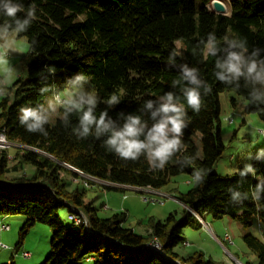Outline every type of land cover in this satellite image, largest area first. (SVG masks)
<instances>
[{
  "label": "trees",
  "instance_id": "trees-1",
  "mask_svg": "<svg viewBox=\"0 0 264 264\" xmlns=\"http://www.w3.org/2000/svg\"><path fill=\"white\" fill-rule=\"evenodd\" d=\"M208 1L22 0L25 8L36 5L37 19L26 33L18 36L26 39L30 60L26 76L19 77L7 94L0 96V133L8 141L31 149L15 152L17 161L12 166L8 165L7 150H0V217H26L15 249L22 242L24 228L40 223L49 228L51 235L49 253L42 264H76L83 259L92 264H222L202 259L199 253L179 257L172 251L174 246L185 243L181 234L184 228L200 227L195 215L229 216L240 220L243 226L255 217L264 227V197L258 202L251 197L253 186L264 178V161L252 160L256 174L239 184L238 172L242 167L223 176L213 172L224 150L219 134L218 94L226 90L235 92L246 101L244 112L257 114L263 122L264 111L260 108L264 105L257 108L250 104L248 90L243 86L237 91L218 82L213 75L215 58L205 59L198 48L193 51L209 33H214L218 40L225 35L244 38L249 51L253 47L264 49V0H227L228 15L209 11ZM212 4L217 11L223 10L220 1L214 0ZM177 40L182 54L176 57L174 66H169V53ZM182 64L197 68L211 92L204 95L201 89L203 104L198 114L185 104L189 119L182 137L185 147L163 170H151L143 157L136 162L119 160L103 146V138L77 139L72 134L77 123L75 115L70 117L67 128L60 115L48 122L47 136L28 133L19 123L21 107L45 105L53 95H42L41 87L54 85L53 91L60 92L76 74L90 77V86L101 100L97 115L107 108L105 101L114 92L122 94V99L119 105L107 109L109 116L115 120L120 112L139 114L137 109L145 100L157 99L169 91L180 95L179 87L172 88L171 84L180 75ZM49 69L54 72L50 74ZM197 134L200 150L194 141ZM182 156L193 157L194 162L185 166ZM63 165L105 183L156 190L179 174L191 178L197 168L206 169L207 175L204 183L196 186L191 181V187L177 195L181 217L171 212L162 220L149 218L144 223L146 232L140 235L124 226L125 212L98 216L91 203L84 200L83 186L69 189L62 171L73 178L79 176ZM24 166L31 168L30 173L7 177ZM88 185L95 183L89 181ZM229 188L249 193V198L242 204L232 203ZM61 206H67L69 215L73 211L82 214L91 232L72 222L64 226L57 214ZM152 239L162 251L146 246ZM242 240L255 253L256 264H264V241L248 233ZM9 264L14 263L10 260Z\"/></svg>",
  "mask_w": 264,
  "mask_h": 264
},
{
  "label": "clouds",
  "instance_id": "clouds-1",
  "mask_svg": "<svg viewBox=\"0 0 264 264\" xmlns=\"http://www.w3.org/2000/svg\"><path fill=\"white\" fill-rule=\"evenodd\" d=\"M20 13L23 15H19ZM0 17H3V22L0 23V41L3 44L0 47H7L10 38L14 43L15 38L26 33L37 19L36 5L30 4L25 8L22 0H0ZM35 43L33 41L32 45ZM197 48L205 59L209 56L215 58L213 75L218 82L237 91L243 86L248 90L247 100L250 104L257 108L264 105V56L261 55L264 49L253 47L249 51L246 39L225 35L218 40L214 33L207 34L206 40L201 39L193 51ZM180 49L181 43L177 40L174 49L169 53V66L175 65L176 57L182 54ZM7 63L6 53H0V64ZM53 72L54 69H49L50 74ZM171 87H179L180 95L172 91L166 92L157 99L145 100L137 109L139 114L120 112L114 120L107 109L119 105L122 94L111 93L105 101L107 108L97 115L96 110L101 100L90 86V77L76 74L66 81L65 88L69 93L66 96L62 92L53 91L54 85L41 87L39 92L42 95L53 92L48 103L36 107H21L18 120L28 133L47 136L45 125L48 124L51 114L59 110L65 128L70 124V117L75 115L77 123L72 127V134L77 139L90 136L96 140L103 138V146L119 160L136 162L143 157L151 170H163L185 147L182 137L189 123L185 104L198 114L203 104L201 89L204 95L211 92V86L201 79L199 70L187 64L180 66V75L172 81ZM6 94V83L0 80V96ZM260 110L264 111V108ZM6 140L7 137L0 134V146ZM248 159L264 161V148L257 149L255 155L250 153ZM182 161L187 166L194 159L182 156ZM256 171L252 163H245L238 172V184L246 177L255 175ZM206 175V169L197 168L192 173L191 181L199 186L204 183ZM235 189H228L231 194L230 202L242 204L249 198V193ZM251 197L257 202L264 197V178L253 186Z\"/></svg>",
  "mask_w": 264,
  "mask_h": 264
},
{
  "label": "rangeland",
  "instance_id": "rangeland-1",
  "mask_svg": "<svg viewBox=\"0 0 264 264\" xmlns=\"http://www.w3.org/2000/svg\"><path fill=\"white\" fill-rule=\"evenodd\" d=\"M213 1L209 0L206 4L209 11L216 14H229L227 0H218L224 4L222 11L216 10L212 4ZM0 44H3V41H0ZM0 53H6L8 60L6 65L0 64V80L5 81L8 89L19 77L26 76V64L30 60L28 43L23 37H16L14 43L10 38L7 47H0ZM60 92L65 96L69 94L66 88ZM218 102L219 134L224 150L214 164L213 172L223 176L233 173L238 167L243 168L245 163H251L252 160L248 159L249 154L255 155L257 149L264 148V122L255 113H245L246 101L233 91L226 90L219 93ZM58 116V112L51 114L49 122H53ZM230 120L231 122H229ZM199 139L200 135L197 134L194 141L200 150ZM24 150L21 147L8 149L6 153V158L9 160L8 165L12 166L16 163L15 152ZM30 171L29 166H24L22 170L14 174L9 173L7 177L24 176ZM61 176L69 183V189L81 188L83 177L73 178L67 171H62ZM100 185L102 184L96 183L94 186L84 187V200L91 203L95 213L100 217H109L119 211H126L127 219L124 226L139 233L146 232L144 223L149 218L162 220L171 212H176L177 216L181 217L182 206L176 197L191 187V178L184 174L172 177L164 188L159 189L162 193L169 194L168 198L160 199L161 204L155 201L143 202L144 195L132 190H130L132 192L120 189L107 190ZM149 197L153 200L157 199ZM57 214L64 226H70L72 218L68 214L67 206H61ZM199 217V219L197 218L200 224L199 228L186 227L182 230L181 234L185 243L174 246L172 248L174 253L179 257L199 253L202 255V259H211L222 264H256L255 253L247 248L242 240L243 235L248 233L260 241H264V227L255 217H251L248 226H243L240 220L229 216L214 217L212 214L206 213ZM25 220L26 217L23 215L0 217V223L9 226V230L3 232L2 236L4 237L1 236V243L7 244L8 250H0V264H9V261L12 260L10 253L13 258L20 260V254L23 252H29L33 257L36 256L35 250L42 252L41 255L43 254L38 264H42L46 260L51 235L49 228L43 224L35 223L24 228L22 242L17 249L14 248ZM4 260H7V263ZM76 264H92V262L83 259Z\"/></svg>",
  "mask_w": 264,
  "mask_h": 264
},
{
  "label": "bare ground",
  "instance_id": "bare-ground-1",
  "mask_svg": "<svg viewBox=\"0 0 264 264\" xmlns=\"http://www.w3.org/2000/svg\"><path fill=\"white\" fill-rule=\"evenodd\" d=\"M229 122H231V120L229 121ZM1 134V133H0ZM16 146H18V147H21L22 149H25V150H30L29 149V147H26V146H22V145H19V144H15V143H12V142H10V140L8 141V140H6V143H4L2 146H0V150H8V149H10V148H13V147H15V148H18V147H16ZM9 147V148H8ZM66 166V165H65ZM64 166V167H65ZM66 167H68L67 169H69V170H72V171H74L78 176H81V177H83V181H82V186H83V188L84 187H88L89 185H88V182L89 181H92V182H94L95 184L96 183H99V184H102V185H106V186H108V187H110V188H112V189H116V190H118V189H120V190H132V191H135V192H138V193H141V194H143V195H145V196H147V197H149V196H151L152 198L153 197H156V198H160V196L163 194V198H168L169 196V194L168 195H166V194H164V193H162L161 191H159V190H156V189H152V188H148V187H146V188H142V187H133V186H127V185H119V184H113V183H105V182H102V181H100V180H96V179H93L92 177H90V176H88V175H85V174H83V173H81V172H79V171H76V170H74V169H71L69 166H66ZM65 167V168H66ZM81 177H80V179H81ZM78 179H79V177H78ZM132 191H130V192H132ZM163 191V190H162ZM134 192V193H135ZM156 202V201H155ZM191 213H193L192 211H190ZM121 213H122V211H121ZM118 214V213H117ZM194 214V213H193ZM77 215H79V217H80V222H82L83 224H85V226H84V228H85V230L87 231V232H91L90 230H89V228H88V222H87V220H86V218L82 215V214H80L79 212H76L75 213V211H73L72 213H70V217L72 218V219H77ZM126 217V216H125ZM74 224H76V225H80V223H74ZM229 241V240H228ZM147 244H150V247H148L149 249H151V250H155V248H152V247H158V250H155V251H159V249L161 248L160 246H159V244L157 243V241L155 240V239H152V240H150ZM160 251H162L161 249H160ZM21 255V254H20ZM24 259V258H23ZM238 264H241V263H238Z\"/></svg>",
  "mask_w": 264,
  "mask_h": 264
},
{
  "label": "built area",
  "instance_id": "built-area-1",
  "mask_svg": "<svg viewBox=\"0 0 264 264\" xmlns=\"http://www.w3.org/2000/svg\"><path fill=\"white\" fill-rule=\"evenodd\" d=\"M2 134V132H1ZM9 148V147H8ZM116 190V189H115ZM160 199H163V194L160 196V198H157L155 200L151 199L150 197H147L144 195V197L142 198V201L143 202H148V201H156V202H159V204H161L160 202ZM71 222L72 223H80V225L82 226H85V224H83L82 222H80V217L79 215H77V219H71ZM86 227V226H85ZM9 230V226L7 225H4V224H0V231H7ZM147 247H150V244H146ZM152 248H155V250H158V247H152ZM0 249L1 250H4V249H7V246L4 245L3 243L0 242ZM21 256L24 258V259H28L30 258V253L29 252H23L21 254Z\"/></svg>",
  "mask_w": 264,
  "mask_h": 264
},
{
  "label": "crops",
  "instance_id": "crops-1",
  "mask_svg": "<svg viewBox=\"0 0 264 264\" xmlns=\"http://www.w3.org/2000/svg\"><path fill=\"white\" fill-rule=\"evenodd\" d=\"M119 212H121V211H119ZM122 212H125L126 213V215H127V212L126 211H122ZM0 224H2V223H0ZM8 231V230H7ZM7 231H0V242H2V239H1V236L3 235V232H7ZM134 231V230H133ZM135 233H136V231H134ZM145 232H139V233H137V234H140V235H142V234H144ZM2 237H4V236H2ZM4 245H6L7 247H8V245L7 244H4ZM1 250V249H0ZM4 250H8V249H4ZM16 252V251H15ZM14 252V253H15ZM34 252H36V256H32V254H30V260H28V259H23V257L22 256H20V260L19 259H17V258H13V255H11V253H10V259H12V261H13V263L14 264H38L39 263V261L41 260V257L43 256V254L41 255V253L42 252H40V251H38V250H35ZM4 261H6V263H7V260H4Z\"/></svg>",
  "mask_w": 264,
  "mask_h": 264
},
{
  "label": "water",
  "instance_id": "water-1",
  "mask_svg": "<svg viewBox=\"0 0 264 264\" xmlns=\"http://www.w3.org/2000/svg\"><path fill=\"white\" fill-rule=\"evenodd\" d=\"M198 219H199V217L197 216V215H195ZM176 263H178L177 261H175Z\"/></svg>",
  "mask_w": 264,
  "mask_h": 264
}]
</instances>
